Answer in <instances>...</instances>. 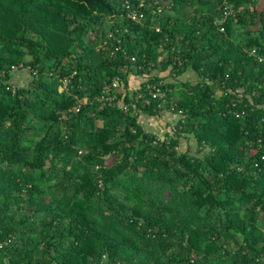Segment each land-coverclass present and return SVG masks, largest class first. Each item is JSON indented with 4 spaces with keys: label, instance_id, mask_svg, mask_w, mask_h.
<instances>
[{
    "label": "trees",
    "instance_id": "1",
    "mask_svg": "<svg viewBox=\"0 0 264 264\" xmlns=\"http://www.w3.org/2000/svg\"><path fill=\"white\" fill-rule=\"evenodd\" d=\"M228 1L0 0V264H264V9Z\"/></svg>",
    "mask_w": 264,
    "mask_h": 264
},
{
    "label": "built area",
    "instance_id": "2",
    "mask_svg": "<svg viewBox=\"0 0 264 264\" xmlns=\"http://www.w3.org/2000/svg\"><path fill=\"white\" fill-rule=\"evenodd\" d=\"M236 14V11L235 9L232 7V5L229 3L228 0H224V3H223V9H222V21L228 19L229 17H232V16H235ZM134 19H137V16L134 15L133 16ZM221 31H224V29L222 28ZM134 60V59H133ZM163 84L164 82H160L158 84H148L147 87H146V90L148 92V95H149V98L146 100V103L149 104L151 100H162V99H165L166 98V92H164L163 90ZM10 89V87L8 88ZM13 89V92H15V87L13 86L12 87ZM117 90H120V82L119 80H115L111 87L108 89V99L109 101L111 102H114L116 99H117V95L116 94H113V95H110L109 93L111 91H117ZM142 96L140 95L139 98H141ZM124 109L127 111L128 110V107L127 106H124ZM174 110V109H172ZM262 159L264 160V157H262ZM7 243H0V249H2L4 247V245H6Z\"/></svg>",
    "mask_w": 264,
    "mask_h": 264
},
{
    "label": "crops",
    "instance_id": "3",
    "mask_svg": "<svg viewBox=\"0 0 264 264\" xmlns=\"http://www.w3.org/2000/svg\"><path fill=\"white\" fill-rule=\"evenodd\" d=\"M260 4H264L263 0H260ZM194 76L196 77L195 73ZM133 81L134 82L132 85H130L129 90L136 91V89H139L141 87V82L137 81L136 79H134ZM138 82L140 83L139 86H137ZM177 119L178 116L174 115L171 112L164 111L159 117H150L145 115L141 116L140 122L147 131H150L159 136H162V138H165V135L173 131V127ZM153 123L158 125L159 129L155 130V128L153 127ZM158 130H161L162 135L159 134Z\"/></svg>",
    "mask_w": 264,
    "mask_h": 264
},
{
    "label": "rangeland",
    "instance_id": "4",
    "mask_svg": "<svg viewBox=\"0 0 264 264\" xmlns=\"http://www.w3.org/2000/svg\"><path fill=\"white\" fill-rule=\"evenodd\" d=\"M263 2H264V0H263ZM259 8L260 9H264V4H260L259 3ZM164 56H165V54L161 58H163ZM192 73H193V71H189L187 74H185L184 77H183V81H190V80L191 81H195L196 80V77L194 76V73L193 74ZM164 75H161V76H164ZM18 78L20 80V81L18 80V82H19L20 85H22V84H25L26 85L27 81L29 80V77L28 76H18ZM136 80L139 81V82L142 81V79H140V78H137ZM168 81L169 82H172V80H168ZM139 82H138L137 86H139V84H140ZM153 127L155 128V130L156 129H159L158 125H156L155 123H153ZM158 132H159L160 135H162L161 130H158ZM190 140H191L190 141V144L192 145V148L191 149L195 150L196 149V142L193 139H190ZM187 146H188V142L185 141L184 144L181 146L182 147V150H185V148ZM111 161H112V159L110 158V160H108V163H111Z\"/></svg>",
    "mask_w": 264,
    "mask_h": 264
}]
</instances>
